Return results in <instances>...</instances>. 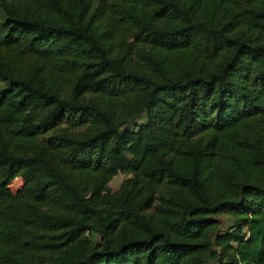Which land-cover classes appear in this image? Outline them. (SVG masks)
<instances>
[{
	"label": "trees",
	"instance_id": "16d2710c",
	"mask_svg": "<svg viewBox=\"0 0 264 264\" xmlns=\"http://www.w3.org/2000/svg\"><path fill=\"white\" fill-rule=\"evenodd\" d=\"M0 264H264V0H0Z\"/></svg>",
	"mask_w": 264,
	"mask_h": 264
},
{
	"label": "rangeland",
	"instance_id": "374dc122",
	"mask_svg": "<svg viewBox=\"0 0 264 264\" xmlns=\"http://www.w3.org/2000/svg\"><path fill=\"white\" fill-rule=\"evenodd\" d=\"M127 127L133 128L135 126H134V123H132V124L128 125ZM125 178H126V175L122 174V173H118L116 176H114L112 178V180L110 181V183H109V186L112 189V191H115L116 189H118L120 184H121V182ZM16 185H17V183L15 184V186ZM218 218H220L223 221L222 228L226 229L227 226L230 224L228 218L226 216H224V215H220V216H218Z\"/></svg>",
	"mask_w": 264,
	"mask_h": 264
},
{
	"label": "built area",
	"instance_id": "2783aa9c",
	"mask_svg": "<svg viewBox=\"0 0 264 264\" xmlns=\"http://www.w3.org/2000/svg\"><path fill=\"white\" fill-rule=\"evenodd\" d=\"M16 184V183H15ZM17 186V185H16Z\"/></svg>",
	"mask_w": 264,
	"mask_h": 264
}]
</instances>
